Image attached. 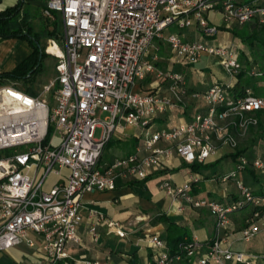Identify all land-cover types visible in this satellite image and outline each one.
<instances>
[{"label":"built area","instance_id":"obj_1","mask_svg":"<svg viewBox=\"0 0 264 264\" xmlns=\"http://www.w3.org/2000/svg\"><path fill=\"white\" fill-rule=\"evenodd\" d=\"M217 8L222 20L218 26L207 20ZM41 13L52 22L59 17L61 23V42L47 40L48 47L59 51L52 54L46 49L56 60L55 77L36 96L12 86L0 88V253L25 246L32 252V264H98L69 262L67 247L80 242L78 228L85 222L93 242L100 227L119 238L126 234L103 213L85 208V194L114 191L118 178L144 181L165 170L173 158L187 165L217 161L223 151L236 150L240 138L258 126L257 114H264V96L252 88L233 93L229 86L214 84L191 95L204 103L203 113L172 129L150 132L157 116L183 110L189 96L183 75L157 69L148 60L154 41L168 45L172 64L189 66L207 54L237 76L243 67L230 46L186 41L165 31L173 25L195 27L210 39L221 26L251 22L264 26V0H43ZM246 74L264 79V71ZM148 75L167 84L165 93L160 86L149 93L133 92ZM103 114L105 119L100 120ZM126 126L144 131L146 155L138 147L101 168L106 145ZM97 129L100 134L95 137ZM160 142L165 147H157ZM6 151L11 152L8 158L1 155ZM247 166L264 174V160L249 163L240 158L235 170L221 179H235L237 198L227 204L194 196L193 185L199 181L194 176L179 185L164 180L160 189L173 201L206 209L217 232L229 230L232 214L250 209L241 230L242 241L248 243L264 235V194L255 195L237 179ZM49 177L56 179L50 185ZM145 243L152 249V259L145 264H264V256L234 251L218 237L204 245L184 238L174 254L158 234Z\"/></svg>","mask_w":264,"mask_h":264},{"label":"crops","instance_id":"obj_2","mask_svg":"<svg viewBox=\"0 0 264 264\" xmlns=\"http://www.w3.org/2000/svg\"><path fill=\"white\" fill-rule=\"evenodd\" d=\"M16 2L17 0H1L0 12L15 5ZM42 7L43 0H24L21 13L16 18H23L25 22L30 23L33 32L39 33L49 23L42 16ZM207 20L212 25L218 26L222 23L218 8L208 13ZM251 23L260 26L256 22ZM233 27L221 26L218 35L210 38V41L199 34L197 38L188 37L191 40L187 39L185 35H182V37L186 41H202L208 45L230 46L237 51L238 61L243 67L242 73L237 76L228 74L221 66L218 58L207 54L202 55L197 63L189 66L172 64V54L168 45L161 39L154 41L148 60L153 61L157 69L161 70L162 67L183 75L189 96L185 100L183 110L178 109L174 112L157 116L149 126L150 132L172 129L180 123L190 122L196 114L203 113L205 111L204 103L201 99H195L191 95L194 93L202 94L214 84L229 86L232 91L236 89L237 93L245 87H250L256 95L264 96V79L252 78L246 74L252 70L264 71V65L262 64L264 49L259 48L254 51L248 44L235 38L227 31ZM48 30H50L49 25ZM196 32L198 33L197 30ZM44 40L40 39L43 47ZM166 48L169 49L167 53L165 52ZM32 53L33 48L26 39L17 37L0 38V74L14 71ZM45 54L46 56L42 61L43 68L49 65L48 58H50V55L46 52ZM42 73L43 70L35 73L33 76L34 83H40L39 79H41L40 75ZM11 86L15 89H17L16 87L23 89L22 83L19 82L0 83V88ZM159 86L161 92L165 93L167 84L161 83L153 75H148L145 79L136 83L133 92L149 93L155 91ZM32 89L35 90L34 88ZM35 91L40 92L38 90ZM261 115L263 121L264 114ZM257 117L259 118V116ZM263 134L264 129L262 136H248L249 139L241 140L236 150L223 151L222 157L217 161L205 165L197 164L201 166L196 172L191 169L192 165H187L180 159L173 158L169 161L165 170L152 175L144 181L139 182L132 179L118 178L115 182L116 188L114 191L85 194L82 198L84 207L103 213L109 219L118 223L126 235L124 238H119L115 234L110 233L107 228L100 227L97 230L98 240L93 242L89 236L88 225L84 222L78 228L80 242L78 244L71 243L67 247L69 262L145 264L152 259V249L145 243V239L158 234L166 242L167 230L170 224L182 229L187 234V238H196L202 245L218 237L234 251L264 256L263 234L248 243L243 242L241 238V230L246 226V220L250 217V209L242 210L230 216L229 233H226L228 231L225 230L217 232L215 219L206 209L193 208L183 200L173 201L160 189V184L164 180H170L172 184L179 185L187 180L188 177L194 176L199 179L193 185L192 190L193 195L197 198H205L221 204L236 200L235 181L230 179L222 182L221 179L235 169L240 158H245L249 163L257 157L264 160ZM143 141L144 131L141 128L126 126L118 129L103 151L99 163L100 167L106 168L117 159L134 153L138 147L142 149ZM157 147L163 148L165 144L160 142ZM249 150L257 152V157H254V154L249 156ZM141 155H146V151L142 149ZM62 173L65 174L66 171ZM237 177L255 195L264 194V174L247 166L238 173ZM50 178L48 185L56 180L55 177ZM204 252L205 247L200 249L199 254L202 255ZM32 258V252L25 246H20L9 252L0 253V264H32ZM175 264H187V262L181 261ZM257 264L263 263L258 261Z\"/></svg>","mask_w":264,"mask_h":264},{"label":"trees","instance_id":"obj_3","mask_svg":"<svg viewBox=\"0 0 264 264\" xmlns=\"http://www.w3.org/2000/svg\"><path fill=\"white\" fill-rule=\"evenodd\" d=\"M23 2L24 0H17L15 5L8 7L0 12V38L4 39L10 37H17L26 39L32 46L33 53L14 71L10 73L0 74V83H22V90L29 96H35L38 94V92L31 88L33 76L39 70L43 69L42 61L46 56L45 48L42 46L40 39H53L57 43H60L61 36L58 31V25L56 21L54 22V27L52 30H48L47 25L44 26L39 33H35L32 31L33 29L30 26L29 22H25L23 18H16L21 13ZM246 25L247 24L241 27H244ZM241 27L234 26L232 29H228L227 31L231 33L235 38L241 40L245 44H248L251 49H253V43H256L258 48L264 49V36L261 35L264 34L263 25H260V32L263 33H260L259 31H253V33H246V35L242 34V30H238V28ZM260 35L263 36V38L260 37ZM233 93H237V90L234 89ZM257 116H259L258 125L262 126V115L257 114ZM200 166L201 165H197L195 163L192 164L191 169L196 172L198 171ZM167 231L168 235L166 239V245L170 252L174 254L178 251V245L183 241L184 238H187V234H185L182 229H180L174 224H170Z\"/></svg>","mask_w":264,"mask_h":264},{"label":"rangeland","instance_id":"obj_4","mask_svg":"<svg viewBox=\"0 0 264 264\" xmlns=\"http://www.w3.org/2000/svg\"><path fill=\"white\" fill-rule=\"evenodd\" d=\"M48 25H49L50 30H52L53 27H54V22L49 21ZM57 25H58V31L60 32L61 23H60L59 17H58ZM233 26L234 25H229L228 27H233ZM238 30H242L243 33L242 32L241 33L243 35L244 34L246 35V33H253V31H259L260 32L261 31V28H260V26L254 25L253 23H249L248 25H246L244 27L238 28ZM169 33L178 34V35H181V36L182 35H185V36H187V39H189V40H191V38L192 39L195 38V37L197 38L198 37V34H199V33L196 32V28L195 27H191V28H188V29H179L178 27H176L174 25L171 26V27H169V29H167L165 31V34H169ZM260 33H263V32H260ZM261 35L264 36V34H261ZM261 35H260V37L263 38V36H261ZM188 37H191V38H188ZM207 40L210 41L211 39H207ZM43 45H44L45 52H46V49L48 47L47 40H44L43 41ZM253 45L254 46H253V49L252 50L257 51L259 49L258 46H257V44L256 43L255 44L253 43ZM168 50L169 49L166 48L165 49V52L167 53ZM48 59H49V65H48V67L45 66L42 69L43 70V73L40 75V78H41V79H39L40 83H38V82H35L34 83L32 81V88H34L35 90L40 91L41 88H42V86L45 85V84H47V83H49L55 77V75H56L55 74V70H54V66L56 64V60L52 56H50V58H48ZM260 62H262V61H260ZM262 64L264 65V60H263ZM161 70L162 71H166L168 69H165V68H162L161 67ZM16 88L18 90H20L21 92H23L22 89H20L19 87H16ZM46 99H49V96H46ZM103 119H105V115L104 114L100 116V120H103ZM263 129H264V119L262 121V126L258 125L257 127L250 128L246 132V134L243 137L240 138L239 143H240L241 140H244L245 138H248V136L249 137H252V136H254V137H256V136H262L261 134H262ZM99 134H100V130L97 129L96 132H95V137H98ZM263 137H264V134H263ZM54 142H56V138H55ZM20 149L22 150L23 148H20ZM10 154H11L10 151H6V152H3L1 155L8 158ZM253 154H254V157L255 156L257 157V152H254L252 150H249L248 155L250 156V155H253ZM257 158H259V157H257ZM237 179H238V177H237ZM50 180H51V178L49 177L47 179V181H50ZM232 180L235 181V179H232Z\"/></svg>","mask_w":264,"mask_h":264},{"label":"bare ground","instance_id":"obj_5","mask_svg":"<svg viewBox=\"0 0 264 264\" xmlns=\"http://www.w3.org/2000/svg\"><path fill=\"white\" fill-rule=\"evenodd\" d=\"M47 52L52 54H59L58 49L52 45L48 47Z\"/></svg>","mask_w":264,"mask_h":264}]
</instances>
